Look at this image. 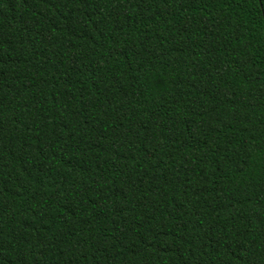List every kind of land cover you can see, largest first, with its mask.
I'll list each match as a JSON object with an SVG mask.
<instances>
[{
  "label": "trees",
  "instance_id": "1",
  "mask_svg": "<svg viewBox=\"0 0 264 264\" xmlns=\"http://www.w3.org/2000/svg\"><path fill=\"white\" fill-rule=\"evenodd\" d=\"M0 264H264V0H0Z\"/></svg>",
  "mask_w": 264,
  "mask_h": 264
}]
</instances>
